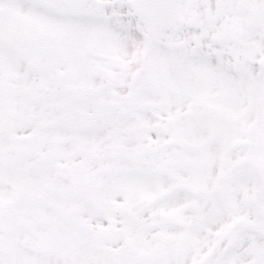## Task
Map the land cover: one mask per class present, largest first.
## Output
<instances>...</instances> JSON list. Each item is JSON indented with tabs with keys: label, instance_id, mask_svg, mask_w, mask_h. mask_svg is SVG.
I'll use <instances>...</instances> for the list:
<instances>
[{
	"label": "snow or ice",
	"instance_id": "1",
	"mask_svg": "<svg viewBox=\"0 0 264 264\" xmlns=\"http://www.w3.org/2000/svg\"><path fill=\"white\" fill-rule=\"evenodd\" d=\"M0 264H264V0H0Z\"/></svg>",
	"mask_w": 264,
	"mask_h": 264
}]
</instances>
